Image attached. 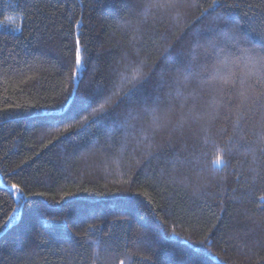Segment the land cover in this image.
<instances>
[{"label": "trees", "instance_id": "trees-1", "mask_svg": "<svg viewBox=\"0 0 264 264\" xmlns=\"http://www.w3.org/2000/svg\"><path fill=\"white\" fill-rule=\"evenodd\" d=\"M146 2L0 0V109L22 106L0 112V264H92L88 225L92 239L111 246V264H264V228L253 231L264 224V180L248 187V170H264L258 143L264 104L246 110L239 127L248 145L224 153L221 166L212 164L218 151L212 141L222 148L231 134L230 111H217L207 144L193 123L183 136L155 137L151 151L143 147L144 132L130 130L122 116L135 97L144 98L136 106L141 111L165 101L163 81L153 94L155 74L192 52L193 34L216 15L238 24L246 46L264 49V0H219L211 15L202 9L212 0H178L179 8L162 15ZM8 20L17 25L4 26ZM77 39L85 60L78 68ZM136 49L142 59L160 54L152 77L135 88L121 80L113 86L120 58ZM98 90L118 92L112 99L123 103L76 129L91 116L87 106ZM223 103L237 100L225 96ZM20 110L54 111L64 123L8 118ZM65 123L73 124L71 132ZM250 149H257L255 161L243 155Z\"/></svg>", "mask_w": 264, "mask_h": 264}, {"label": "snow or ice", "instance_id": "snow-or-ice-1", "mask_svg": "<svg viewBox=\"0 0 264 264\" xmlns=\"http://www.w3.org/2000/svg\"><path fill=\"white\" fill-rule=\"evenodd\" d=\"M160 7H173L178 4V0H158L157 2ZM219 0H212V3L208 4L206 8L202 9V15L208 14L211 15L209 12V9H213L214 5L218 4ZM150 11V10H149ZM212 22L216 26H223V32L224 35L229 37V39H234L236 41L243 40L244 42H249L248 38L241 35L239 32L238 24L234 21L228 20L226 17L221 15H216L212 18ZM208 31H214V29L209 26ZM193 44L194 48L191 52V58L187 64V71H185V66L182 64H177L175 68L174 73V79L176 81H183L184 82V89L190 88L192 85V77L197 74V69L199 68V64L196 60L197 57V48L202 47L204 43H207L208 45L212 46L217 55H219L223 49L219 46H217L216 42L213 39L208 38L203 31L198 30L196 33L193 34ZM81 41L79 39L76 40L75 45V58L74 63L76 67L78 68L83 63H85V60L81 53ZM171 47V45H169ZM259 49V48H257ZM168 52V47H166L163 52L161 53V56L164 55V53ZM137 56L140 55L139 49H136ZM165 59H168L167 56L164 57ZM160 59V56L157 58V60ZM149 59L142 60L137 66L129 70L128 68H125L123 71L120 72V80L128 85H132L133 88L137 86L138 83L145 80V77L143 75V67L145 63H147ZM246 66L248 67V72L244 75V77L241 79L239 88L237 90V96H238V103H235L233 106L229 107L227 104L225 105L226 109H230V112L234 116L233 121V128L231 134L227 136V140L224 143L223 147L221 148L216 141H212V144L215 148L218 149L217 154L215 155L214 159L212 160V164L214 166H221L226 165L225 161V155L224 153L231 154L233 150H238L239 147L244 146L246 147L248 145V138L247 135L243 132V129L239 127L241 121L246 116V110L249 109L252 105L256 104L258 101H260L262 104H264V71H261L262 68H264V57H260L259 61L255 57H249ZM259 73V78L255 83L251 81V77L253 74ZM76 76V70H72V77ZM219 79L223 81L225 84H228V76L221 74L219 76ZM207 83V82H202ZM215 86V85H211ZM234 85H229L227 89V95L229 96V99H231V92ZM176 96L177 98L182 97L181 100V110L178 115V117L172 121L167 118V114L165 111H161L158 107H146L142 111H147L151 113V122L146 128H142V131L144 132V141L143 147L145 150L151 151L155 148V141L154 138L157 136H160L161 134L167 133L169 137L173 135H180L183 136L185 128L190 127L191 124H196L199 126V129L201 132L205 134V140L204 143L207 144L208 141V133L211 128L212 122L216 119L217 112H211V111H205L201 112L197 109L196 103H195V93H193V96L190 98L189 96H185L183 91L179 88L176 90ZM222 96L225 94L223 93V90H221ZM113 95H119L118 92L115 93H109V92H103L98 90L93 96L94 99L89 105L88 108L91 109V116H85L83 117V122H76L74 127L76 129H81L84 126V123H87L91 121L92 123H95V120L97 118H103L104 116L108 115L112 110H114L116 107H119L121 103H123V98L117 99L113 101L112 96ZM127 95V93H125ZM191 99V103L189 102ZM97 105V106H93ZM9 109H22V106L17 105H8L5 109H0V112H8ZM172 110V105L169 104V107L167 111ZM26 117H30L32 119H46L49 122L50 126H58L61 123H64V119L57 118V114L54 111H47V112H37V113H31L26 112L23 110L15 111L9 114V119H24ZM261 133L258 137V143L260 144V153L262 156H264V123H261ZM73 130V124L65 123L64 124V132L69 133ZM223 131V129H221ZM49 143H52V141H49ZM123 147V146H122ZM257 149H250L249 151H245L243 155L247 156L251 154L253 161L257 159L256 155ZM195 167V166H194ZM251 173V181L252 183L248 185V187H251L253 184H255L258 180H264V170L253 167L248 170ZM9 187V186H6ZM199 187H206L205 183H200ZM10 188L14 190L15 192L23 194V189L20 184L13 183L10 185ZM90 189H85V191H89ZM39 196H47L48 193L46 192H39L35 193ZM145 196H148V192L144 190L143 193ZM70 192L64 193V196H70ZM261 203H264V199L261 200ZM256 223V222H254ZM67 227V226H66ZM264 228V224L256 223V227L253 229V231H256L257 229ZM88 233L95 234V229L93 225H88V232L85 233V235L88 238V241L90 242V245L93 247L92 255L95 259H93L92 264H95L96 260H101L103 264H111L112 259V249L110 245H106L99 239H92V236L88 235ZM139 246V244L135 245ZM138 254V253H137ZM129 259H131V255H129ZM144 260L150 261V257L145 256ZM120 264H125V261L123 259L120 260Z\"/></svg>", "mask_w": 264, "mask_h": 264}, {"label": "clouds", "instance_id": "clouds-1", "mask_svg": "<svg viewBox=\"0 0 264 264\" xmlns=\"http://www.w3.org/2000/svg\"><path fill=\"white\" fill-rule=\"evenodd\" d=\"M143 6L150 11L154 10L156 15L170 14L180 7L178 4L173 7H160L157 2L153 3L152 0H147ZM209 26H211L214 31H208ZM184 27H187V25H184ZM179 31H183V28L178 30L177 35ZM202 31L208 38L213 39L217 46L221 47L223 51L217 55L215 49L207 43L197 48L196 60L199 64V68L197 69V74L192 77V85L190 88L184 89V82L182 80L176 81L173 78L177 65L176 63H173L171 68H166L162 72L155 74L153 94H156V85L163 81V85L159 88V94L166 98L163 103H159L156 107L161 111H165L169 120L174 121L181 110L180 104L182 97L177 98L175 91L177 88L181 89L184 95L190 98L193 96V93H195L196 107L201 112H217L218 110L226 109L223 100L227 95L229 85H234L231 96L234 97L238 103L237 90L241 79L248 72V67L246 66L248 58L250 56L255 57L259 61L260 57H264V49H257L254 46L248 47L243 40L236 41L234 39H229V37L224 35L223 26H216L211 20L207 22ZM189 48H191V38H189ZM159 56L160 54H157L153 59L145 63L143 67L145 79H150L152 77V66ZM190 58L191 51L179 62V64L185 66V71H187V64ZM142 60L145 59L140 58V55L137 56L136 50L128 53L126 57L122 56L114 70L112 85L115 86L119 82L121 71L125 68L131 70ZM261 71H264V68H262ZM221 74L228 76V84H225L219 79ZM259 75V73L253 74L251 81L255 83ZM211 85L215 86L213 87ZM221 90H223L224 96H222ZM143 99V97H135L129 100V103L123 107L122 116L127 122L130 130H142V128H146L151 122L152 117L150 112L141 111L136 108ZM189 102L191 103V99ZM169 104L172 105L171 111H167ZM226 110L230 111V109ZM137 135H139V132H137Z\"/></svg>", "mask_w": 264, "mask_h": 264}, {"label": "rangeland", "instance_id": "rangeland-1", "mask_svg": "<svg viewBox=\"0 0 264 264\" xmlns=\"http://www.w3.org/2000/svg\"><path fill=\"white\" fill-rule=\"evenodd\" d=\"M4 23V26H13L15 27V25H17L16 23H14V21H6V22H3Z\"/></svg>", "mask_w": 264, "mask_h": 264}]
</instances>
